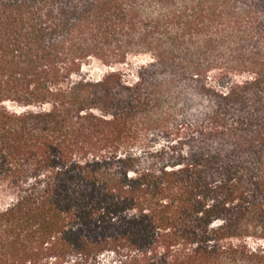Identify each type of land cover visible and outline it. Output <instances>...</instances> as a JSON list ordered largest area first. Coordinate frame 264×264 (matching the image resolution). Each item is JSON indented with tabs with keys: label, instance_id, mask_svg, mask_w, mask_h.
<instances>
[{
	"label": "trees",
	"instance_id": "1",
	"mask_svg": "<svg viewBox=\"0 0 264 264\" xmlns=\"http://www.w3.org/2000/svg\"><path fill=\"white\" fill-rule=\"evenodd\" d=\"M0 264H264V0H0Z\"/></svg>",
	"mask_w": 264,
	"mask_h": 264
},
{
	"label": "rangeland",
	"instance_id": "2",
	"mask_svg": "<svg viewBox=\"0 0 264 264\" xmlns=\"http://www.w3.org/2000/svg\"><path fill=\"white\" fill-rule=\"evenodd\" d=\"M147 62L146 57H134L130 60L128 65H122L120 68L125 69L128 74L132 75V73L135 71L137 65H141ZM114 70L112 67H107L103 65L99 61H94V63L89 68V71L93 78L100 79L102 78L108 71Z\"/></svg>",
	"mask_w": 264,
	"mask_h": 264
},
{
	"label": "water",
	"instance_id": "3",
	"mask_svg": "<svg viewBox=\"0 0 264 264\" xmlns=\"http://www.w3.org/2000/svg\"><path fill=\"white\" fill-rule=\"evenodd\" d=\"M113 70V69H112Z\"/></svg>",
	"mask_w": 264,
	"mask_h": 264
}]
</instances>
